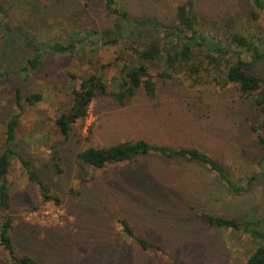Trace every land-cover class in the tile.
Here are the masks:
<instances>
[{
    "label": "rangeland",
    "instance_id": "obj_1",
    "mask_svg": "<svg viewBox=\"0 0 264 264\" xmlns=\"http://www.w3.org/2000/svg\"><path fill=\"white\" fill-rule=\"evenodd\" d=\"M1 1L7 4L11 26L26 31L35 47L17 33L0 37V68L8 70L0 79V147L5 122L18 113L14 147L59 197L58 204L43 200L20 159L12 158L6 174L7 213L18 252L39 264H244L264 245V238L250 231L256 228L264 236V151L251 129L261 123L259 107L251 100L254 93H243L233 83L220 87L209 69L197 81L183 72L165 80L154 76L153 98L136 88L120 102L112 80L122 57L131 54L127 42L90 45L88 37V44L73 53L43 50L47 41L65 42L67 32L111 26L116 19L102 0ZM184 1L117 0L132 19H155L159 28L152 34L161 44L174 41L166 29L175 25L176 7ZM193 9L204 31L218 36L236 31L264 54V10L252 0H194ZM255 10L258 16L252 18ZM37 49L44 52L41 65L24 79L19 69ZM241 57L259 78L262 92L264 55L243 51ZM157 70L154 66L150 71L155 75ZM89 75L100 77L106 89L62 133L57 118L68 114L75 91L86 85ZM18 87L20 108L14 101ZM35 93L38 101L31 99ZM137 140L197 148L241 184L258 176L249 191L235 193L206 165L183 158L141 154L100 168L80 166L76 159L89 146ZM203 211L259 223L236 231L208 224L199 217ZM120 220L150 246L144 249L129 237ZM0 264H10L1 247Z\"/></svg>",
    "mask_w": 264,
    "mask_h": 264
},
{
    "label": "trees",
    "instance_id": "obj_2",
    "mask_svg": "<svg viewBox=\"0 0 264 264\" xmlns=\"http://www.w3.org/2000/svg\"><path fill=\"white\" fill-rule=\"evenodd\" d=\"M252 1L258 10H264L263 0ZM102 4L106 12L116 19L111 26L103 29L85 28L81 31L67 32L65 42L47 41L43 44V50L55 51L60 54L73 53L78 45L86 46L88 44L85 42L88 37H90V45L96 44V42L101 43V45H117L120 41L127 42L131 54L128 56L129 58L122 57L124 61L118 67V77L112 80L117 88L114 96L120 102H123L127 95H133L136 88H142L147 97L153 98L156 89L154 76L165 80L183 72L192 77L194 81H197L202 71L211 69L214 75L213 79L220 87L233 83L243 93L250 95L254 93L251 100L259 107L261 123L258 126L252 125L251 129L255 133L262 151H264V86L263 91L259 92L261 87L259 78L248 71L247 63H244L241 57L243 51L252 52L254 57L264 55L259 52V46H256L247 36L236 31L229 30L223 36L204 31L203 24L198 21L193 9L194 0H185L176 7L175 25L170 29L169 27L166 29L170 30L168 36L175 38L174 41L171 40L168 44H161L158 37L153 36L152 33H155L156 28H159L155 19H132L126 9L118 5L117 0H102ZM251 16L256 18L258 11H252ZM0 27L3 28L0 34L1 38L8 33H17L27 45L35 47L34 38H30L23 29L16 28L15 30L11 26L7 4L1 0ZM148 33L152 35H147ZM261 42L264 44V33ZM163 44H166V47ZM38 50L33 56L27 58L24 65L19 69L24 79L31 70L41 65L44 52ZM119 63L121 62L117 60L116 64L119 65ZM154 66L159 69L155 75L150 71ZM6 75H8V70L0 68V79H3ZM85 82H87L86 85L82 84L81 89L75 91L74 103L68 114H62L57 118V125L62 133L69 130L71 123L83 118L94 96L103 93L106 89L105 84L98 76L89 75ZM14 95V101L17 107L20 108L21 95L19 87ZM31 97L36 101L40 99L37 93L32 94ZM18 119L19 114L14 112L5 122L4 138L0 147V247L5 262L10 264H39L30 255L18 252L13 244L11 236L13 222L7 213L10 204L6 180L12 158L18 157L20 159L28 178L36 183L43 200H52L58 204L59 197L52 193L46 183L36 174L35 166L31 160L24 158L18 149L14 147ZM150 153L159 154L165 158H183L204 164L221 179L225 186L235 193L249 191L250 186L258 176H250L245 184H241L233 181L226 169L197 148H171L165 145L150 144L144 140L126 141L107 147L89 146L78 151L76 159L80 166L88 165L100 168L107 164L128 161L137 155ZM80 179L86 181L81 173ZM199 217L208 224L230 227L236 231L242 229L248 231L249 227L256 226L259 223L257 220L225 218L206 211L201 212ZM120 222L124 232L142 248L147 249L150 246L143 238L134 235L125 221L120 220ZM250 231L264 238L256 228H252ZM172 264L183 263L173 262ZM244 264H264V245L255 249Z\"/></svg>",
    "mask_w": 264,
    "mask_h": 264
}]
</instances>
